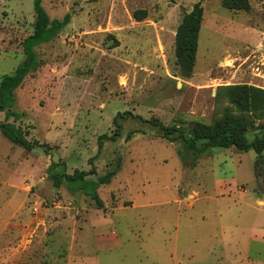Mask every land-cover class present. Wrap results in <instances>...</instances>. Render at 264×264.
Here are the masks:
<instances>
[{"label": "rangeland", "instance_id": "1", "mask_svg": "<svg viewBox=\"0 0 264 264\" xmlns=\"http://www.w3.org/2000/svg\"><path fill=\"white\" fill-rule=\"evenodd\" d=\"M222 1L42 0L51 20L71 18L35 49L40 68L15 93L20 120L0 115L40 144L28 152L0 131V264H264V154L199 153L162 131L190 137L195 124L222 119L220 87L264 90V1L249 0L247 13ZM198 2L204 17L186 78L176 34ZM34 3L0 0V80L26 60ZM119 114L121 137L98 155ZM120 158L121 172L99 189L103 209L49 177L94 166L97 179Z\"/></svg>", "mask_w": 264, "mask_h": 264}, {"label": "trees", "instance_id": "2", "mask_svg": "<svg viewBox=\"0 0 264 264\" xmlns=\"http://www.w3.org/2000/svg\"><path fill=\"white\" fill-rule=\"evenodd\" d=\"M222 5L229 11L247 13L251 10L249 0H223ZM34 12L36 16L35 32L23 42L26 60L14 74L4 76L0 80V115L5 114L7 121L11 118L19 121L21 118L19 114L13 111L16 102L15 93L23 86L25 80L40 68L35 49L44 43L53 41L58 33L69 25L71 18L68 15L63 21L51 20L42 6V0H35ZM138 14L135 13V19L143 20L144 18ZM203 17L204 9L201 2H198L193 10L184 16L177 30L176 66L180 75L186 78L191 77L196 66ZM217 96L228 103L223 111L222 119L216 121L212 126L195 124L190 132V137L182 134L177 138H171L178 133V130L162 127L164 138L172 143L181 140L187 144L190 150L199 153H204L209 149H236L243 153L254 152L262 158L264 154V90L247 85L227 86L220 87ZM121 118H124V115L119 114L114 120L117 131L113 136L99 138L98 155L102 152L105 142H117L121 137L123 126L118 123ZM135 118L142 120L141 117ZM257 122L260 123L258 128L261 136H257L253 142H249L247 133ZM0 131L12 143L21 146L28 152L40 147L39 142L29 141L24 130L15 123H0ZM94 160L89 161L90 165H93ZM51 167H57V165L53 164ZM121 170L122 159L120 158V162L111 165L107 172L97 179L91 178L96 176L94 166L90 172L76 170L72 175L66 172L51 174L49 171V177L55 188L66 184L69 191L75 194L84 193L95 201L98 209H103L104 203L99 196V189L109 186ZM261 193L264 195L263 189H261Z\"/></svg>", "mask_w": 264, "mask_h": 264}, {"label": "crops", "instance_id": "3", "mask_svg": "<svg viewBox=\"0 0 264 264\" xmlns=\"http://www.w3.org/2000/svg\"><path fill=\"white\" fill-rule=\"evenodd\" d=\"M1 115H2V114H1ZM259 204L263 206V205H264V201H262V200L259 201Z\"/></svg>", "mask_w": 264, "mask_h": 264}]
</instances>
